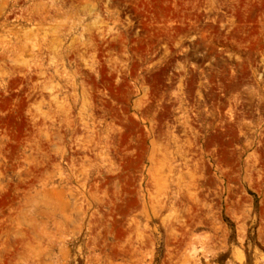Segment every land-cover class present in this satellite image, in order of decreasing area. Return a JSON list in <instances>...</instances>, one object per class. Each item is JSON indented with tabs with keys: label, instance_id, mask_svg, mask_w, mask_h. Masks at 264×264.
<instances>
[{
	"label": "rangeland",
	"instance_id": "rangeland-1",
	"mask_svg": "<svg viewBox=\"0 0 264 264\" xmlns=\"http://www.w3.org/2000/svg\"><path fill=\"white\" fill-rule=\"evenodd\" d=\"M0 264H264V0H0Z\"/></svg>",
	"mask_w": 264,
	"mask_h": 264
}]
</instances>
